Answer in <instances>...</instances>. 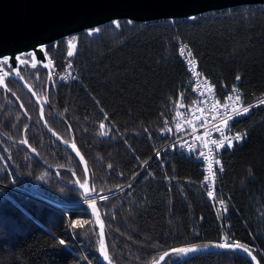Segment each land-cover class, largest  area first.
Here are the masks:
<instances>
[{
  "label": "trees",
  "instance_id": "trees-1",
  "mask_svg": "<svg viewBox=\"0 0 264 264\" xmlns=\"http://www.w3.org/2000/svg\"><path fill=\"white\" fill-rule=\"evenodd\" d=\"M179 42L218 99L235 87L249 109L229 122L245 139L221 150L212 197L191 155L160 151L174 132L173 117L197 99ZM45 52L57 76L48 87L44 68L24 63L19 73L41 100L47 125L73 140L87 161L112 264H150L173 248L221 242L248 247L264 264V4L190 18L119 19L50 43ZM6 83L0 264H102L94 218L74 186L73 174L84 180L81 164L47 132L32 96L16 80ZM169 256L164 263L178 258ZM175 264L252 263L223 251Z\"/></svg>",
  "mask_w": 264,
  "mask_h": 264
},
{
  "label": "water",
  "instance_id": "water-1",
  "mask_svg": "<svg viewBox=\"0 0 264 264\" xmlns=\"http://www.w3.org/2000/svg\"><path fill=\"white\" fill-rule=\"evenodd\" d=\"M252 4H264V0H0V58L4 56L13 58L7 65L11 71L0 63V76L4 77L0 86L6 90L5 78L16 80L38 104L39 118L47 132L67 148L81 164L84 180L80 181L74 175V186L84 196L94 218L99 236L98 255L102 264L112 263L106 239V226L97 204L96 190L91 182L87 161L73 140H65L47 125L41 100L31 85L19 74L20 64L15 61L14 57L31 54L34 51L36 54L34 62L44 67L50 74L51 66L46 52H41V47L45 49L46 45L80 31L96 28L119 19L149 22L160 19L190 18L210 11ZM19 104L25 113L24 107L21 103ZM22 144L43 166L53 169L41 159L26 140H23ZM56 176H58L57 171ZM221 243L173 248L163 252L150 264H175L199 254L223 251L236 252L244 255L252 264H260L258 258L248 247L230 242L238 248L225 250L217 246ZM190 248H195L197 251L184 253L174 251ZM173 253L179 254L178 258L164 263L165 259ZM105 254L108 260L104 259Z\"/></svg>",
  "mask_w": 264,
  "mask_h": 264
},
{
  "label": "built area",
  "instance_id": "built-area-1",
  "mask_svg": "<svg viewBox=\"0 0 264 264\" xmlns=\"http://www.w3.org/2000/svg\"><path fill=\"white\" fill-rule=\"evenodd\" d=\"M179 50L197 99L172 119L174 132L170 141L160 151H167L171 147L191 155L201 166L202 185L214 193L218 185L219 174L222 172L220 153L222 149L228 147L217 148L212 144V141L215 140L217 143L223 141L225 145L228 140H232L233 145L242 142L245 139V133L234 129L229 122L241 114L246 107L242 105L241 95L235 87L227 92L224 100L218 99L209 81L199 71L197 62L192 57L188 46L179 42ZM177 125L180 127L177 128ZM237 135L241 136L238 141L236 140ZM201 153H203V157L200 155ZM209 165L212 167L211 172ZM213 173H215L214 178ZM205 177L209 179L205 180ZM20 193L29 197V194Z\"/></svg>",
  "mask_w": 264,
  "mask_h": 264
},
{
  "label": "snow or ice",
  "instance_id": "snow-or-ice-1",
  "mask_svg": "<svg viewBox=\"0 0 264 264\" xmlns=\"http://www.w3.org/2000/svg\"><path fill=\"white\" fill-rule=\"evenodd\" d=\"M95 31H99V29H95ZM90 34H91V33H90ZM68 46H69V50H68V52H67V55H68L69 57H71V56L73 55V50L76 48V44L74 43V39L68 41ZM40 50H41V52H44V51H45V49H44L43 47H41ZM31 55H32V57H33V60L35 61V59H36V54H35V52H34V51L31 52ZM12 59H13V58H11V57H9V56H4V57L0 58V63H2V64H4V65H8V64L11 63ZM14 59H15V61H17L19 64H24V63H25V61H24L23 59H21V56H20V55L15 56ZM32 66H33V67H36V64L33 63ZM45 67H47V65H45ZM9 71H11V69H9ZM5 75H6V73H5ZM0 83H3V77H2V76H0ZM237 99H239V97H237ZM248 111H249L248 108H244V109H243V113H247ZM197 119H199V117H197ZM225 123H227V121H225ZM101 127H103V125H101ZM179 127H180V125H177V128H179ZM205 135H207V133H205ZM197 139H199V137H197ZM225 139H227V138H225ZM240 139H241V136H240V135H237V136H236V140L238 141V140H240ZM212 144L215 145L217 148H222V147H232V146H233V141H232V140H228V141H227V144L225 145V144L223 143V141H221L220 143H217V141L213 140V141H212ZM205 146H207V145H205ZM200 155L203 157V153H201ZM204 158L207 159V157H204ZM217 164H219V161H217ZM218 170H219V169H218ZM209 171H210V172L212 171V167H211V165H209ZM214 176H215V173H213V178H214ZM208 179H209L208 177H205V180H208ZM207 195H208L209 197H212V196H213V192H212V191H209V192L207 193ZM63 243H64V242L61 241V244H63ZM217 246H219V247H221L222 249H225V250H234V249L238 248V246H236V245H232V244H230V243H221V244H219V245H217ZM174 251L184 253V252H194V251H197V249H195V248H190V249H176V250H174ZM244 251H247V249H244ZM104 259H105V260H108V256H107V254L104 255ZM253 259H255V257H253Z\"/></svg>",
  "mask_w": 264,
  "mask_h": 264
},
{
  "label": "rangeland",
  "instance_id": "rangeland-1",
  "mask_svg": "<svg viewBox=\"0 0 264 264\" xmlns=\"http://www.w3.org/2000/svg\"><path fill=\"white\" fill-rule=\"evenodd\" d=\"M70 40H72V39H70ZM69 41V40H68ZM21 56V59H23L24 61H25V63L27 64V63H29L31 66L33 65V63H35L34 62V60H33V57H32V55L31 54H23V55H20ZM48 61L50 62V64H51V73L49 74L48 72H47V83H46V86L48 87V85L57 77L56 75H55V73L53 72V61L51 60V59H48ZM36 64V63H35ZM21 65L22 64H20L19 65V68L21 67ZM3 66H5V68L7 69V70H9L10 68L7 66V65H4L3 64ZM36 66H39V67H41V68H44V67H42L41 65H39V64H36ZM45 69V68H44ZM46 70V69H45ZM47 71V70H46ZM20 74V73H19ZM72 76L73 75H69V76H62L61 77V79H65V78H72ZM4 78V77H3ZM8 79V78H7ZM7 79L5 78V83H6V81H7ZM6 86H7V83H6ZM0 88H2L3 90H5L3 87H1L0 86ZM6 90H8V87H7V89ZM41 99H44L42 96H41ZM20 105V104H19ZM23 106V105H22ZM22 143V142H21ZM59 175V174H58ZM73 175H75V174H73ZM58 178V177H57ZM78 178V177H77ZM79 179V178H78ZM80 180V179H79ZM81 181V180H80ZM74 184H75V181H74ZM23 193H26V194H28L27 192H23ZM97 232H98V230H97ZM176 256V255H175Z\"/></svg>",
  "mask_w": 264,
  "mask_h": 264
},
{
  "label": "bare ground",
  "instance_id": "bare-ground-1",
  "mask_svg": "<svg viewBox=\"0 0 264 264\" xmlns=\"http://www.w3.org/2000/svg\"><path fill=\"white\" fill-rule=\"evenodd\" d=\"M181 55V54H180ZM54 60V59H53ZM72 74V73H71ZM7 79V78H6ZM224 98V97H223ZM171 135V134H170ZM202 184V183H201ZM32 192V191H31ZM18 193V192H17ZM212 199V198H211ZM170 257V256H169Z\"/></svg>",
  "mask_w": 264,
  "mask_h": 264
}]
</instances>
